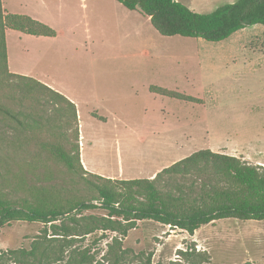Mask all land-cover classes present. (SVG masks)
Masks as SVG:
<instances>
[{
  "label": "rangeland",
  "instance_id": "1",
  "mask_svg": "<svg viewBox=\"0 0 264 264\" xmlns=\"http://www.w3.org/2000/svg\"><path fill=\"white\" fill-rule=\"evenodd\" d=\"M1 1L5 13H35L59 32L45 39L6 28L8 68L49 82L76 103L80 157L92 173L151 178L164 167L207 148L264 166L263 25L247 26L214 42L161 35L145 15L116 0H44L41 7L35 0ZM177 1L193 11L208 13L236 0ZM145 49H152V61L143 57L148 56ZM151 81L174 95L162 94L155 86L149 91L146 85ZM72 130L67 131L68 139L76 142ZM35 136L22 147L4 144L9 155L7 176L12 179L17 162L26 158L36 164L23 165L29 184H65L73 193L78 190L81 197H89L83 178L71 175L41 148L40 142L48 135ZM35 152L48 159L47 166L32 158ZM0 172H5L2 165ZM105 212L98 207L82 214ZM43 229L41 222L11 221L0 228V252L30 249L34 241L43 239ZM115 235L96 230L73 236L65 253L75 250L80 257L85 252L94 263L107 264ZM114 245L116 252L126 250L121 264H140L148 253L153 264H169L181 257L179 249L188 247L205 251L208 264H264V220L218 219L192 235L142 220L121 239L120 247Z\"/></svg>",
  "mask_w": 264,
  "mask_h": 264
},
{
  "label": "trees",
  "instance_id": "2",
  "mask_svg": "<svg viewBox=\"0 0 264 264\" xmlns=\"http://www.w3.org/2000/svg\"><path fill=\"white\" fill-rule=\"evenodd\" d=\"M116 1L148 16L154 29L164 36L218 42L247 26H264V0H236L208 13L193 11L177 0ZM6 28L35 36L56 35L55 29L27 14L5 13L0 0V128L3 131L0 165L5 167V172H0V228L11 221L44 225L42 240L34 241L28 250L1 251L0 264H104L94 263L85 252L80 257L75 256V250L65 253L73 236H85L96 230L116 233L108 250L112 258L107 264H121L126 250L116 252L114 244L120 247L121 239L142 220L179 228L190 235L218 219L264 220V166L249 164L233 155L201 149L164 167L151 178H111L86 170L77 141L76 104L46 83L9 70ZM156 89L174 95L171 90ZM70 127L76 142L68 139ZM41 133L49 137L40 142L48 158L62 163L71 175L82 177L89 197H81L79 184H74L75 193L72 187L55 182L29 184L23 165L36 164L26 158L17 162L12 179L7 176L9 155L4 152L7 150L4 144L22 147ZM40 155L35 152L32 158L37 157L47 166L48 159ZM21 192L23 197H18ZM98 207L106 211L104 215L82 214ZM53 240H58V244L50 243ZM151 255L148 253L140 264H153ZM178 256L181 257L169 264L210 263L209 255L195 247L179 249Z\"/></svg>",
  "mask_w": 264,
  "mask_h": 264
},
{
  "label": "crops",
  "instance_id": "3",
  "mask_svg": "<svg viewBox=\"0 0 264 264\" xmlns=\"http://www.w3.org/2000/svg\"><path fill=\"white\" fill-rule=\"evenodd\" d=\"M44 0H35V5L37 6V7H41V6H43L44 4ZM31 15H29V16H31L32 18H34V19H37V20H39V21H41V20H43L42 19V17L41 16H38V15H36L35 13H30ZM139 15H141L142 16V14L139 12ZM146 16V15H145ZM147 17V21H150L149 20V17L148 16H146ZM44 21V20H43ZM42 22V21H41ZM45 22V21H44ZM43 22V23H44ZM47 23V22H46ZM49 24V23H48ZM59 34V32L58 31H56V35L55 36H57ZM30 35V34H29ZM35 36V35H34ZM55 36H53V37H49V38H54ZM39 37H44L45 39H46V37L47 36H39ZM151 37H152V35H151ZM47 39H48V37H47ZM146 50V53H147V55L148 56H143V57H145V58H149L151 61H152V49H145ZM144 50V51H145ZM145 52H143V54H144ZM22 75H25V74H22ZM27 76H31V75H27ZM38 77H39V79H40V76H41V74L40 75H37ZM33 77V76H32ZM47 85H49V82H47ZM152 86H155V87H159V88H164V89H168V90H170L169 88H167V87H165V86H163V85H159V84H152V81H151V83H147V85H146V87L148 88V90L150 91V88L152 87ZM57 90V89H56ZM60 92V91H59ZM71 100V99H70ZM76 104V103H75ZM91 141V140H90ZM92 141H94L93 139H92ZM191 143V140L188 142V145ZM93 145V144H92ZM207 149H210V148H207ZM211 150V149H210ZM213 151V150H212ZM215 152V151H214ZM223 153V152H222ZM225 154H227V153H225ZM228 155H230V154H228ZM85 157H87L88 158V156L86 155ZM81 161H82V163L84 164V166L86 167V169H88V171H90L89 170V166H87V165H85V163L83 162V159H82V157H81ZM90 172H92V171H90ZM109 177H111V176H109ZM112 177H118V176H112ZM150 177H153V176H150Z\"/></svg>",
  "mask_w": 264,
  "mask_h": 264
}]
</instances>
